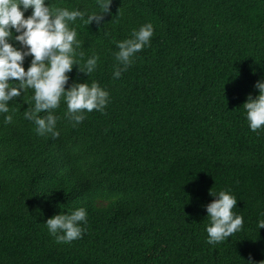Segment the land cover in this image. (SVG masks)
<instances>
[{
    "label": "trees",
    "instance_id": "16d2710c",
    "mask_svg": "<svg viewBox=\"0 0 264 264\" xmlns=\"http://www.w3.org/2000/svg\"><path fill=\"white\" fill-rule=\"evenodd\" d=\"M110 13L102 26L69 22L81 64L99 56L87 81L74 66L69 83L106 89L103 112L73 127L61 98L56 138L24 119L31 90L8 102L12 123L0 114V264H233V235L206 243L203 207L209 189L233 187L234 264H264V130H249L243 108L264 79V0H112ZM145 22L150 45L114 79V41ZM77 207L86 231L57 243L44 220Z\"/></svg>",
    "mask_w": 264,
    "mask_h": 264
},
{
    "label": "clouds",
    "instance_id": "9594fccd",
    "mask_svg": "<svg viewBox=\"0 0 264 264\" xmlns=\"http://www.w3.org/2000/svg\"><path fill=\"white\" fill-rule=\"evenodd\" d=\"M111 2L95 0L96 10L88 11L50 7L45 0H0V114L4 124L13 121L8 102L20 97L25 90H31L33 106L31 109L27 106L23 116L35 125L37 135L50 134L52 138L60 135L56 128L58 117L53 110L59 107L61 98L66 104L64 118L73 127L85 119L86 112L104 111L109 102L108 91L95 80L85 82L96 70L99 56L94 53L81 64L77 56L83 58L84 54L76 52L81 41L77 40V32L69 22L80 18L86 25L102 26L104 15L111 14ZM29 9L30 14L25 16ZM153 31L151 22H145L138 29H132L126 38L114 41V79H119L131 66L135 55L150 45ZM28 57L31 59L25 68ZM74 66L87 76L84 82L72 80L69 83L68 73ZM254 87L257 95L249 94L243 108L249 130L259 134L258 130H264V79L257 80ZM41 112L45 115H38ZM208 194L213 199L203 205L207 217L204 230L206 243L213 245L240 231L243 217L233 211L237 199L230 191L214 192L211 188ZM86 217V209L77 207L60 211L43 223L57 243H70L86 231ZM260 217H264V212L259 214L257 229L264 228V218ZM249 264L254 262L249 261Z\"/></svg>",
    "mask_w": 264,
    "mask_h": 264
}]
</instances>
